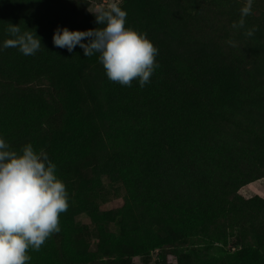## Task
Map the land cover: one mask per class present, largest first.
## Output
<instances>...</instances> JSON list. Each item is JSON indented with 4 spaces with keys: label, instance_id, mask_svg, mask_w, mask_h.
<instances>
[{
    "label": "rangeland",
    "instance_id": "374dc122",
    "mask_svg": "<svg viewBox=\"0 0 264 264\" xmlns=\"http://www.w3.org/2000/svg\"><path fill=\"white\" fill-rule=\"evenodd\" d=\"M104 2L0 0V48L9 23L42 43L31 56L0 50V70L21 83L0 87V138L24 129L68 193L59 251L46 252L47 239L27 264H264V180L240 185L264 170V0H253L245 29L231 27L245 0H119L125 27L158 49L143 88L110 81L98 53L53 44L58 27L96 28L90 11ZM180 47L215 58L179 57ZM57 103L65 114L52 131ZM162 146L182 177H163Z\"/></svg>",
    "mask_w": 264,
    "mask_h": 264
},
{
    "label": "clouds",
    "instance_id": "9594fccd",
    "mask_svg": "<svg viewBox=\"0 0 264 264\" xmlns=\"http://www.w3.org/2000/svg\"><path fill=\"white\" fill-rule=\"evenodd\" d=\"M253 0H245L240 18L233 29H245L246 17L252 14ZM96 28L69 30L58 27L52 41L58 48L73 52L76 46L84 56L99 54L107 78L131 87L134 80L143 88L150 83L158 49L133 28H126L127 12L119 0L97 4L90 11ZM27 28V27H26ZM255 27L245 30L251 37ZM11 38L2 48H17L23 55H35L41 48V38L32 31H21L19 24L9 23ZM87 39V43L84 40ZM235 46L234 41H228ZM69 207L65 184L56 175V165L43 150L37 152L25 144L17 152L0 138V264H27L29 249L39 251L45 241L60 231V214Z\"/></svg>",
    "mask_w": 264,
    "mask_h": 264
},
{
    "label": "trees",
    "instance_id": "16d2710c",
    "mask_svg": "<svg viewBox=\"0 0 264 264\" xmlns=\"http://www.w3.org/2000/svg\"><path fill=\"white\" fill-rule=\"evenodd\" d=\"M177 53H178L179 57H183V58L190 56L194 53H202V54L210 56L212 59L215 58V54H214L215 51L212 49H205V48L203 50H191V49H187L185 47H180V48H178ZM213 62H215V61H213ZM83 69H85V67L83 65H81L79 67V71L81 72ZM1 86H4L8 89L15 90L21 86V83L18 80V77L16 75H14L13 73H11L10 71L5 72V71L0 70V87ZM58 88L59 89H55V88L52 89V96L55 100H58L63 95L62 87H58ZM64 114H65L64 106H62L60 103H57L55 113L51 116L50 129L52 131H55L56 129H58L60 127L61 119H62ZM29 134H31V133H29ZM4 140L11 146V148L13 150H16L17 152H19L25 144L30 143L33 146V138L29 137L27 135V132L21 128H18L15 131L13 130L9 136L4 138ZM162 148H165V147L162 146ZM167 154H169V158L160 159V165H161L162 169L164 170V176L163 177H165L166 179H169L171 177L174 179H177V177H179V178L182 177L183 171L180 170V166H181L180 160L177 158V156L174 154V152L169 147L165 148V150H164V155H167ZM173 154L175 155L174 157H173ZM237 171L238 172L236 173V175H238V178L240 181V179H241V168L239 167L237 169ZM263 176H264V170L261 172H256L253 175H251V172L246 171V178L242 182H240V185L250 183V182L257 180ZM173 185H174V190L178 189V186L176 183H174ZM179 185H180V187H183V185L181 183H179ZM189 192H190V190H188V193ZM189 199L191 200L192 198L190 197ZM253 200L257 202L260 199H253ZM247 201H248V204H250V206L256 205V203H254L253 201H250V200H247ZM62 239H63V236L60 232L54 233L52 236H50L48 238L49 246L46 248V252L50 251L51 248H55L56 250L59 251V247L61 246ZM63 255L67 256L65 254H63ZM66 262H67V264H70L67 259H66ZM99 264H127V262L124 260H121V259L110 258V259H107L104 263H99Z\"/></svg>",
    "mask_w": 264,
    "mask_h": 264
},
{
    "label": "crops",
    "instance_id": "0c3cea01",
    "mask_svg": "<svg viewBox=\"0 0 264 264\" xmlns=\"http://www.w3.org/2000/svg\"><path fill=\"white\" fill-rule=\"evenodd\" d=\"M262 180H264V176L262 177ZM254 183H257V181L254 180V181L250 182L249 184H252V185H253ZM246 187H247V186H245V188H242V189H245V190H246Z\"/></svg>",
    "mask_w": 264,
    "mask_h": 264
}]
</instances>
